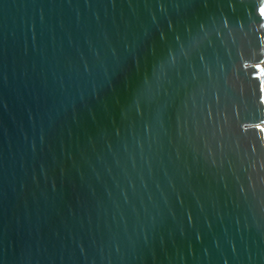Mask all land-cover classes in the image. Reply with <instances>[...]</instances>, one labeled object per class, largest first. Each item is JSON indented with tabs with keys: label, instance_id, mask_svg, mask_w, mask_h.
<instances>
[{
	"label": "water",
	"instance_id": "95a60500",
	"mask_svg": "<svg viewBox=\"0 0 264 264\" xmlns=\"http://www.w3.org/2000/svg\"><path fill=\"white\" fill-rule=\"evenodd\" d=\"M0 264H264V0H0Z\"/></svg>",
	"mask_w": 264,
	"mask_h": 264
}]
</instances>
